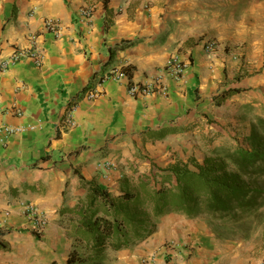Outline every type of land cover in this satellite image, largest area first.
I'll use <instances>...</instances> for the list:
<instances>
[{
	"label": "crops",
	"instance_id": "obj_1",
	"mask_svg": "<svg viewBox=\"0 0 264 264\" xmlns=\"http://www.w3.org/2000/svg\"><path fill=\"white\" fill-rule=\"evenodd\" d=\"M83 8L91 9L88 20ZM45 19L60 23L57 35L43 31ZM200 27L207 37L195 43ZM31 35L40 65L22 58L0 70V126L24 128L0 133V241L8 246L0 257L11 253L10 264L65 263L73 240L59 209L85 195L79 175L113 195L158 185L161 168L243 138L264 116V96L246 85L250 79L262 90L264 70L235 76V45L246 43V59L263 52L264 0H0V58L27 48ZM208 39L219 43L212 58L203 50ZM172 56L190 64L179 80L163 77L164 94H128L131 84L153 83ZM112 67L125 76L104 81L98 96L86 99ZM221 89L238 91L221 97ZM73 103L76 125L57 130ZM101 159L113 166L98 169ZM20 200L48 212L37 237L23 227ZM156 223L143 240L108 250L103 264H264L263 234L260 243L255 233L245 240L177 212Z\"/></svg>",
	"mask_w": 264,
	"mask_h": 264
},
{
	"label": "trees",
	"instance_id": "obj_2",
	"mask_svg": "<svg viewBox=\"0 0 264 264\" xmlns=\"http://www.w3.org/2000/svg\"><path fill=\"white\" fill-rule=\"evenodd\" d=\"M237 91H221L220 96ZM159 172L158 185L121 189L117 195L79 175L78 185L85 188V195L59 209L60 215L68 216L73 240L64 264H103L108 250L143 240L165 213L205 215L236 224L255 213L264 199V116L252 121L243 144H221L200 162L178 161ZM0 249L7 250V244L0 241Z\"/></svg>",
	"mask_w": 264,
	"mask_h": 264
},
{
	"label": "built area",
	"instance_id": "obj_3",
	"mask_svg": "<svg viewBox=\"0 0 264 264\" xmlns=\"http://www.w3.org/2000/svg\"><path fill=\"white\" fill-rule=\"evenodd\" d=\"M81 18L88 20L91 16L90 8H83L80 11ZM43 31L50 32L57 35L60 31V23L57 20L45 19L43 21ZM218 42L214 39H208L203 44V50L205 54L212 58L218 49ZM22 58L30 59L35 65H40L42 59L41 49L37 45L36 35H31L29 39V46L16 47L7 56L0 58V70H5L12 64L18 62ZM188 59H181L177 56H172L166 62L163 67L162 75L155 78L153 83L139 84L134 83L129 85L127 92L130 96L142 95L147 96L153 93H165L166 85L163 82V77H168L172 80H179L183 77L187 68L189 67ZM125 76V73L119 68L112 67L102 74V76L96 81L95 86L89 87L84 93L86 99H93L98 96L97 86L102 84L106 80H119ZM75 104H70L65 114L59 119L57 123V130L63 131L70 127H74L76 122L73 119V111L75 110ZM19 114V111H15ZM21 126L2 125L0 126V133H12L23 130ZM113 166V162L107 159H101L97 161L96 167L98 169L105 170ZM19 214L23 217V227L37 235L42 234L47 223L49 221L48 212L44 211L31 201L20 200ZM4 222H0V228L3 227Z\"/></svg>",
	"mask_w": 264,
	"mask_h": 264
},
{
	"label": "rangeland",
	"instance_id": "obj_4",
	"mask_svg": "<svg viewBox=\"0 0 264 264\" xmlns=\"http://www.w3.org/2000/svg\"><path fill=\"white\" fill-rule=\"evenodd\" d=\"M199 29H201V31H200V36L201 37L199 36V38L196 39L195 43H197V42L201 43L207 37L206 34L203 33L204 32V28L200 27ZM245 44H246L245 42H242L239 45H235V47L237 46L236 49H235L236 50L235 57L236 58L240 57L239 58L240 67H239V70L237 71V75H235L237 78H239V77L240 78L249 77V76L252 75V73H258L261 70H264V43H263V52H261V53L258 52L259 56H257L255 54L253 57H251V54L249 53L247 59L245 58V52H244V48H243V46ZM226 51H227V49H226V47H224V52H226ZM223 72H225V70H223ZM246 85L248 87L247 90L248 89H250V90L253 89L254 91H259L264 96V88L261 90L262 87L260 85H258V84L255 85V83L252 82L250 79L247 80V84ZM218 89L219 88H217V90ZM244 89H246V86L244 87ZM217 90H215V91H217ZM223 90L224 89H221V91H223ZM221 91L217 92V95L219 93H221ZM215 93L213 92V94H215ZM262 105L264 106V104H262ZM251 123H250V126H251ZM216 133L214 132V135ZM236 141H238L239 143L243 144V138L242 137L237 139ZM220 147H221V144H218V145L213 146L212 149L218 150ZM197 151H198L196 153L197 157H195L194 160L195 161H202L203 158H202L201 153H204V149L198 148ZM206 154L207 153H205L204 156ZM188 162H189V160H188ZM197 217H199V219H203V220L208 221V223L212 224L216 229L221 230L222 232L225 231V229L228 228V226H229V228L232 229L231 230L232 232L238 233V235L242 236L243 239H245V240H248L250 237H253L254 236L253 234L255 233V236L253 237L254 241L257 242V243H260L259 242L260 241L259 235L263 234V236H264V199H263L262 206L255 213L246 215L243 218V220L240 221L237 224L233 223V222H231L229 220H227V221H218V220L211 221L205 215H199ZM240 230H242V231H240ZM263 243H264V240H263ZM107 257H108V259H111L109 256H107ZM0 258H1L0 259V263H2V264H10L12 262V261H10L11 253L2 254V256Z\"/></svg>",
	"mask_w": 264,
	"mask_h": 264
}]
</instances>
